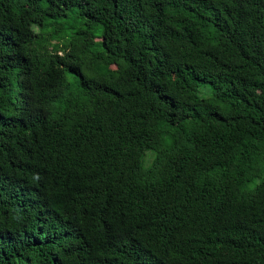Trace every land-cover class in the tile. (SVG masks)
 I'll list each match as a JSON object with an SVG mask.
<instances>
[{
	"label": "trees",
	"instance_id": "obj_1",
	"mask_svg": "<svg viewBox=\"0 0 264 264\" xmlns=\"http://www.w3.org/2000/svg\"><path fill=\"white\" fill-rule=\"evenodd\" d=\"M0 264H264V0H0Z\"/></svg>",
	"mask_w": 264,
	"mask_h": 264
},
{
	"label": "rangeland",
	"instance_id": "obj_2",
	"mask_svg": "<svg viewBox=\"0 0 264 264\" xmlns=\"http://www.w3.org/2000/svg\"><path fill=\"white\" fill-rule=\"evenodd\" d=\"M204 91H206V86H202V87L199 88V92H200L201 95H205Z\"/></svg>",
	"mask_w": 264,
	"mask_h": 264
}]
</instances>
